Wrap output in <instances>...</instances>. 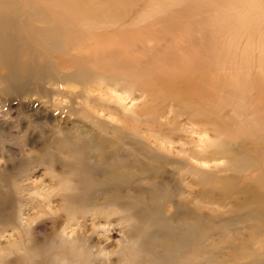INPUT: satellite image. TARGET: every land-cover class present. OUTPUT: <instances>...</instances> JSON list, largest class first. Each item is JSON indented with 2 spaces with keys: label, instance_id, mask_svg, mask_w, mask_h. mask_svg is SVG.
Wrapping results in <instances>:
<instances>
[{
  "label": "bare ground",
  "instance_id": "1",
  "mask_svg": "<svg viewBox=\"0 0 264 264\" xmlns=\"http://www.w3.org/2000/svg\"><path fill=\"white\" fill-rule=\"evenodd\" d=\"M104 1V6H94L87 11L90 16L88 14L84 15L94 18L99 23L106 20L116 23L117 19L121 15L123 16L125 11H128V5L131 0ZM236 1L238 0H159L156 6L163 9L164 13L155 16V19L151 21L152 24L153 22L157 23L158 21L160 24H164V29L160 31H174L176 29V25L178 24V20L180 22L181 20H184L187 12H189L192 6H196V8L201 6L204 8L208 7L209 5L214 6L218 4L219 6L226 5L229 7L230 5L233 6L235 4L234 2ZM240 1L241 0H239V2ZM246 2L247 1H245V3ZM236 4L237 7L241 5L239 3ZM235 5L234 7L236 8ZM240 7L243 6L241 5ZM237 9L240 10L239 8ZM145 11L146 10H144V12ZM174 17L177 18L174 19ZM144 18L145 15L140 12L131 22L127 23V25H129L128 28H130L132 25H138L139 29L149 28L151 26V21L150 23H147L148 21L145 20L147 22L143 25H139V23L134 24L137 21L141 22ZM170 19H172L174 22H169ZM230 22L231 21H228V23ZM42 31L43 32L41 33L45 32L47 36H49V33H51H48L46 29ZM126 33L130 34L127 32V30ZM40 38L42 41H37L39 42L36 45L38 48L41 47L45 50L50 49L59 50L62 52L64 51L62 48L63 45L58 37H51L50 35V37ZM143 38L146 37H95V39L99 42H107V46L101 51L94 50V52L86 55H84L83 51L88 50L89 44H91L92 41H84L83 39L80 41V38H77V40L72 39L71 41L67 42V49L69 50L63 53L64 55L59 59V63L62 67L61 70H56L54 66L49 69L44 61H35L37 66V74L39 75L40 79L42 77H49V80H60L62 82L70 83L71 87L74 86L73 90L68 85L72 90L67 91L65 94V98L69 100V104L66 105L67 112L70 111L71 113L78 115L82 113L81 115H87V119L89 117L92 119V121L94 119L95 122L98 120V126L101 125L105 131L107 128H111V130L116 135H114L112 140L108 141V134H106L107 136H103L105 132L104 134L101 133L100 129L99 132L103 134L101 136H99L100 133L98 136H85L91 144L93 143L92 145L95 146L93 147L97 148L96 152L99 153L100 163L106 162L105 164L108 166V162L111 160L110 159L107 162L108 157L112 156L113 158L114 155L118 157L119 154L116 152L121 150L119 147L120 142H122L124 145L126 144L131 146L130 148H132V152H136L137 148H141V151H139L137 154L138 158H134L136 160L133 159V162L131 161L132 164L134 162H138V168L132 169L133 166H131V163H129V165L132 167V170L129 167V169L124 167L120 169L119 166V170L115 168V166H108L104 171L99 173H102L101 176L103 177V182H106L105 184L111 182L110 185L107 184L110 186L108 187L111 190L106 192H110L109 194L112 199H115V202H118L119 198H126V200H129V202L124 201V203H129L128 205L125 204V207L126 205L128 207V210L126 211L128 214L123 212L126 214L124 219H128L133 228L136 229L137 227H141L147 232V235L145 234L147 237L145 241L138 244L141 257L139 258L137 256L138 258L136 257L135 259L133 257L132 259L129 258L130 260L128 264H196L194 263V260L199 257L204 258L203 261H205V264H264V75L255 72L252 75L248 74L247 79L245 77L246 81L236 80V82H230L228 79H225L224 76H213L211 71H215L219 63L212 62L213 60L205 57L206 46L203 45L205 42L203 40L204 38L198 41L192 37H177V39H180L185 43L182 46H178L172 40L174 37H163L164 42L167 40V44L162 45L164 49H159L161 50L160 52L157 50L155 51L154 48L152 50L153 52L155 51V53L158 52V54L151 53V49L137 44V42ZM114 42L115 45L111 46ZM187 44L195 47L197 52L194 53V50H191V47H189ZM3 62L5 63V61ZM29 65L30 63L28 62V67ZM10 66L6 65L8 69L12 70L14 67L11 66L12 68H9ZM226 66L227 68H230L233 67V64L228 63ZM24 67L26 68L27 66ZM223 67L225 68V66ZM28 70H30V67L26 71ZM7 71V76H17L15 74H9ZM48 71L50 72L48 73ZM16 73L18 74V71H16ZM249 76H251L250 79ZM51 87L55 88L54 86ZM245 89H247L248 93H244ZM49 90H47V94L52 92H49ZM220 92L236 95L233 96L236 97V99L237 97L240 99H246V101L249 102L255 109L250 120L256 123L260 121V128L253 129L252 126H250L249 121L247 123L241 120L239 121L238 115L236 113L238 106H236L235 101L232 103L231 99L226 100L222 98L224 100L223 103L221 102L222 104L219 106L217 105L216 107L212 105L211 110L210 100L219 98ZM51 96H53V93ZM178 98H180L181 101ZM135 99H140L142 101L138 105L134 106L133 109H131L132 104L136 102ZM160 99H164L165 101L160 102ZM77 100H80L83 107ZM191 100L198 101L199 105H201L199 109H195L191 106L192 104L189 105L186 103L187 101L192 103ZM76 101L79 103L77 106L74 105L76 104ZM125 101L129 102L124 105L123 103ZM130 101L135 102L132 103ZM155 103L158 104L155 106ZM164 103L167 105H164ZM163 105L168 108V110H165V112H168V115H166V113L164 114L163 109H165V107L161 109L162 111L159 110L158 113L155 110V107L157 109L163 107ZM57 106L61 107L59 104ZM150 110H152L155 114H153V112L150 114ZM211 115H213V117H211ZM99 117L106 119L114 118L116 119V123H119L120 125H117L116 123L112 125L113 122L109 121L112 122L110 126L109 123H107V120V122H105ZM161 118H163L165 121L162 122ZM181 118H186L183 120L188 121L190 125L195 127L193 131H191V129L190 132L192 135L196 134L197 139L189 141V138L186 139L187 136L185 138H181L180 135L176 133L178 125H181ZM75 121L74 123H76ZM91 122L89 121V123ZM82 125H84V123ZM89 127L93 128L95 126L91 125ZM187 128L183 131H187ZM60 129H62V127H60ZM78 131L81 132L82 129L81 131L80 129ZM67 132L69 131L67 130ZM67 132L62 130L60 131V135L63 136L62 139L65 140L64 143H69L71 148L78 149L80 146L89 144L88 142L86 144V141L83 140L82 137L72 139V136L70 135L71 132ZM180 132H182V129ZM80 134L78 133V135ZM182 134L185 135V133ZM54 135L55 133H53V138ZM60 135L58 136L60 137ZM138 135L140 139H138ZM142 139L147 142H143ZM180 139L181 141L186 139V142H180ZM63 140L61 141L63 142ZM179 143H182V147L184 145L188 146L190 144L193 146L191 145L192 148L188 147L189 149H183L178 147ZM91 144L89 145L92 146ZM137 145L142 146L138 147ZM59 146H62L61 142L59 143ZM70 146L67 147L66 150H69ZM86 148L89 147H85V149ZM94 148L90 149L93 150ZM73 149L72 152L71 150L69 151L73 153L75 151V149ZM81 149V153L84 152L83 150L85 149ZM124 151L125 148L123 149V152ZM86 153L84 154L87 155ZM97 153L93 154L92 152V156L95 157ZM121 155L124 156L123 154ZM129 155L132 156V154ZM129 155L127 153L126 156L128 157ZM86 158L87 156L84 157V161ZM52 160H54L53 157ZM71 160L73 162L75 159L73 160L72 158ZM220 161H225L226 164L224 167L219 165L214 166L215 163ZM60 162H62V160ZM119 163H121V161ZM193 163L199 164L200 166L193 165ZM78 164H80V162H78ZM73 165L75 166L76 164ZM82 165H79L80 169L83 166L87 168V166L90 164L87 165L86 163L83 166ZM178 165L182 166L184 173L188 177L190 176V178H187V180L194 179L196 181L195 183L192 181L193 184L190 185L197 184L199 187V189L196 191V194L193 191V196L196 195L200 198L204 197L205 200H208L206 201L208 204L211 205L212 203H215L217 206H222L224 209L218 211L216 208V211V209L213 207L215 211L210 209L202 210L204 208H199V206H197L198 202L194 205L191 200H189L191 198L190 196L192 195L189 196V199H187L185 196L184 198L186 199H182L183 196L179 198L180 196L178 197V195H176L177 198L174 200V195L178 192L177 187L175 184L171 185L174 187H169L171 183L165 174L167 175L172 170H175L176 168L173 169L172 167H176ZM202 165H210L212 167L210 169H206L203 168ZM67 166L70 168L71 165L69 164ZM97 166H94L95 169L92 168L93 174L90 173L92 175V179L93 177H98L97 175L96 177L93 176L95 175L94 170L97 171ZM167 167H171L172 170L170 169V171ZM76 168H78V166ZM99 169H101V167H99ZM62 170L64 171L65 169ZM69 170H72V168ZM73 170L75 173L76 169L73 168ZM82 170L84 171V169ZM179 171L181 170H178V172ZM226 171H229V173H225ZM178 172L176 174H178ZM181 172H179V174H181ZM67 173V171L66 173L64 171V174ZM86 173L88 174V172ZM172 173L173 172H171V174ZM71 174L70 176H73V174ZM78 176L76 177L75 175L76 178H78ZM82 176L84 177V174H82ZM123 177H128V180H131H129L130 182H128V184H130L132 181L133 184L135 181L137 182V180H139V182L142 181L143 183H146V186L149 187L150 190V196L146 191L145 192L147 195L143 192L144 189L140 191L141 189L139 190V188H133L128 195L123 196V194L120 192L121 186L119 185ZM172 180H174V182L176 181V179ZM187 180H185V182ZM78 181L81 180L78 179ZM78 181L76 184L79 183ZM73 183L75 182L72 181V184ZM179 183L180 182L178 180L177 185ZM132 184L130 185L131 188L134 186V184L133 186ZM89 185L91 186V184ZM76 186L72 187V191L75 190L74 188ZM85 186L83 187L84 189L89 187ZM100 187L101 189L103 188L102 186ZM95 190L93 189L92 191ZM92 191H90L91 194L94 193ZM180 191L182 192V190ZM180 191L178 192L179 194ZM67 193L68 192L65 193V197ZM78 193L76 192V194ZM100 193L101 192L99 191V194ZM104 193H101L97 196H101L102 194L104 195ZM71 194H73V192ZM76 194L72 196L81 202L80 196L78 199V196H75ZM95 195L93 194V197H97ZM90 196L92 195H89V198H91ZM65 197L62 198V200L65 199ZM66 198L69 197L67 196ZM89 198L87 199V204H90L88 201L90 200ZM204 199H202V201ZM112 201L114 204V200ZM161 201H167L171 203V208L173 210L170 213L171 215L169 214L170 216L164 214L161 211V208L159 207L161 205ZM199 201L201 202V200ZM72 202H74L73 198ZM61 203H63V201ZM191 203L193 205H191ZM87 204L86 206L84 205V208L87 207ZM130 204L134 209H137L132 211V206H130ZM64 205L61 204V206ZM101 205L103 204L101 203ZM110 206L112 207L113 205ZM118 206L120 207L122 205ZM200 206L204 207L203 204ZM81 207H78L79 209L77 208V210H80ZM68 212L71 213V211H66V213ZM129 228L131 229V227ZM132 230L133 229H131V231ZM242 231H245L244 234H241L243 233ZM236 232L240 235L234 237ZM245 234H247V236L243 237ZM235 239H239L237 244L232 245L230 248V245H227L231 250L229 254H227L228 257L226 259L223 257L219 258L221 257L220 255L224 253L222 250L227 247L225 245L226 242L232 240V242L235 243ZM69 243H71V241ZM221 243L222 245H220ZM78 244L72 240V243L68 246L69 250L67 251L68 253L71 251V256H74L76 259H80V257L86 254L82 248L84 244L81 243L82 245L80 246L82 247L78 246ZM129 252L130 251H128V254ZM57 254L59 255V252ZM65 254L66 253H64V255ZM66 256L68 255L66 254ZM127 256L129 257V255ZM72 257H70V259ZM82 259L84 261V258H81V262L79 263L83 262ZM203 261H201L199 264H203ZM73 262L75 261L73 260Z\"/></svg>",
  "mask_w": 264,
  "mask_h": 264
},
{
  "label": "rangeland",
  "instance_id": "2",
  "mask_svg": "<svg viewBox=\"0 0 264 264\" xmlns=\"http://www.w3.org/2000/svg\"><path fill=\"white\" fill-rule=\"evenodd\" d=\"M158 1L159 0H131L128 5V11H125L124 15H121L117 19L118 22L116 21L115 23L106 20L99 23L94 18L89 17L90 14H88L87 11L94 6H104V0H0V62L5 61V63L3 62L4 64L0 63V264H75L76 261V264H128L132 257L134 259L137 256L139 258L141 257L138 244L140 242H144L147 238V232L145 229L141 227H137L135 229L131 226V223L128 221V219H124V216H126L124 213H127L126 211L128 210L127 205L129 204V200H126V198H121V200L119 198L118 202L120 204L117 201L116 203L115 199H112L110 196V192H106L111 190L109 188L111 182L107 183L109 185L105 184L106 182H103V177L101 176L102 173L99 174L108 166H115L117 169H119V166L120 169H122V167H129L131 169V166H133L132 169L138 168V162H134L133 164L132 162L138 158L137 154L139 151H141V148H137L138 151L136 150V152H132L133 150L130 148L131 146L126 144L124 145L122 142H120L119 147L121 150L116 152L119 154H117L118 157L114 155L113 158L115 156L117 157L114 158L115 160L112 158V156L108 157L107 162L111 159V162H108V166L105 164L106 162L100 163L99 153L96 152L97 148H94L95 146L92 145L93 143L91 144L85 136H98L100 133L99 130L101 129V133L104 134L105 132V134L103 135L100 133L99 136H105L108 134L107 139L109 141L114 138V132L111 130V128H107L105 131L101 125L98 126V120L95 122L94 119L92 121V119L89 117L88 120L86 117L87 115H81L82 113L78 115L71 113L70 111V113L67 112L66 105L69 104V100L65 98V94L69 90H74V86L71 87L70 83L62 82L60 80H49V77H42L40 79L39 75L37 74V66L35 64L36 60L44 61L49 69L54 66L56 70H61L62 67L59 63V59L64 55L63 53L69 50L67 49V42L71 41L72 39L77 40V38H80V41L82 39L84 41H92V43L89 44L88 50L83 51L84 55H86L94 52V50L101 51L107 46V42H99L95 39V37H146L140 39L137 44L151 49V53L154 54H158V52L155 53V51L157 50L160 52L161 50L159 49H164L162 45L167 44V40L164 42L163 37H174L172 40L178 46H182L185 43L180 39H177V37H192L198 41L204 38L203 40L205 42L203 45L206 46L205 57L213 60L212 62L219 63L217 69L215 71H211L213 76H224V78L228 79L230 82H236V80H245V77L247 79L248 74L252 75L255 72L264 75V0H241L240 2L238 0L234 3H239L244 8L240 7L241 5L237 7V4L235 5L233 3L236 8L234 5H230L229 7L232 10L226 5L219 6L218 4L214 6L209 5L208 7L204 8L201 6L197 8L196 6H192L189 12H187L185 19L181 20V22L178 20V24L176 25V29L174 31H160L164 29V24L161 23V25L159 21L157 23L153 22L154 25L152 24L151 20H154L155 16L164 13L163 9L156 6ZM245 1H247V4ZM144 10L146 11L144 12ZM139 11L145 15V18L141 22L137 21L134 24L139 23V25H143L146 24L147 21V23H150L151 21V26L153 25L152 27L150 26L147 29H139L138 25H132L130 28H128L129 25H127V23L131 22L140 13ZM84 14H88L89 16ZM176 18L177 17H174V19ZM220 18L223 19L221 20ZM228 21L231 22L228 23ZM169 22L174 21L170 19ZM44 29H46L48 33L51 32L49 33L51 37H58L63 45V52L59 50H45L44 48H38L36 46L42 41L40 37H50V35L47 36L45 32L41 33ZM126 30L130 34L126 33ZM38 40L39 42H37ZM113 45H115V42L111 46ZM187 45L191 47V50H194V53L197 52L195 47L189 44ZM153 48L155 50L154 52L152 51ZM28 62L30 63V70H28L29 72L26 71L29 69ZM9 63L12 67H14L12 70L6 67V65L10 66ZM228 63H232L233 67L227 68L226 65ZM11 66L9 68H12ZM24 66L27 67L25 68ZM223 66H225V68ZM6 71L7 73L9 72V74L11 73L17 76L11 75L9 77L7 76L8 74H6ZM16 71H18V74ZM49 72L50 71H48V73ZM5 76L9 80H7ZM250 78L251 76H249V79ZM51 86H54L55 88ZM47 90H49V92L52 91L50 93L51 95L53 93V96H51L50 93L47 94ZM246 92L247 89H245L244 93ZM233 96L236 95L220 92L219 98L210 100L211 110L212 105L216 107L217 105L219 106L223 103V99H231V102L233 103L235 101L236 106H238L236 113L238 115L239 121L241 120L246 123L249 121V124L253 129L260 128V121L256 123L250 120L251 115L255 111L254 107L249 102H247L246 99H240L237 97V101L236 97ZM178 99L180 100V98ZM77 101L83 107L80 100ZM77 101L76 104H74L76 106L79 104ZM141 101L142 100L140 99H137L136 102L134 101L135 103L130 101L134 103L132 104L131 109H133L134 106L138 105ZM159 101L163 102L165 100L160 99ZM191 101L192 103H189L188 101L186 103L189 105L192 104L191 106L195 109H199L201 105H199L198 101ZM127 102L129 101H125L123 104L126 105ZM58 104L61 105V107L57 106ZM157 104L158 103H155V106ZM164 105L167 104L164 103ZM164 105L163 107L157 109L155 107V110L158 113L159 110L162 111L161 109L165 107V109H163L164 114L166 113V115H168V112H165V110H168V108H166ZM150 112L149 113L152 114L153 111L150 110ZM153 114L155 113L153 112ZM211 117H213V115H211ZM99 118L103 119L105 122L108 121L107 123H109V125L112 122V125L116 123V119L114 118ZM161 119L162 122L165 121L163 118ZM183 119L186 118L180 119L181 125H178L176 133L180 135L181 138H185L187 136L186 139L189 138V141L197 139V135H192L190 132V130L192 129L191 131H193L195 127ZM74 121L76 123H74ZM89 121L94 123H89ZM83 123L84 125H82ZM77 124L80 131L82 129L83 132L78 131L79 129ZM116 124L120 125L119 123ZM91 125L95 127H89ZM60 127H62V129H60ZM180 128L182 129V132H180ZM186 128L188 130L183 131L184 129L186 130ZM59 129L60 131L63 130L67 132L68 130L71 132L70 135L72 136V139L82 137V139L86 141V144L88 142L92 146L89 144H87L88 146L83 145L78 147V149L74 148L75 151L71 153L73 148H71L69 143H67L68 146L66 143H64L65 140L62 139L63 136L60 135ZM53 133H55V135H60V137L56 135L55 138L54 135L53 138ZM78 133H81V136L78 135ZM182 133H185V135ZM186 133H190L191 135ZM138 139H140L139 135ZM143 139L142 141L145 142ZM186 139L182 141L186 142ZM61 140H63V142ZM58 141L59 143L61 142L63 148L62 146H59ZM182 141L180 139V142ZM57 145L61 148H58ZM191 145L192 144L188 146L184 145L182 147V143H179L178 147L186 149L188 147L192 148L193 145ZM52 146H55L56 148ZM69 146L70 149H68L71 150V152L66 150V148ZM137 146L139 147L142 145ZM85 147L89 148H86V150ZM81 148L85 149L86 151L83 150L84 152L81 153ZM90 148L94 149L91 150ZM124 148L126 151H124L125 153L123 152ZM91 151L93 154L97 153V155L95 157L92 156ZM127 153L128 155L132 154V156L129 155L130 157H127ZM83 156H87L85 160L86 162L84 161ZM52 157L54 160H52ZM71 157L73 160L75 159L73 162ZM61 160L62 162H60ZM120 161L121 163H119ZM70 162L76 165L74 166ZM78 162H80L81 165L86 163L87 165L90 164L89 166L91 168L87 165V168H85L82 165L83 167L81 166L82 168L80 169V164H78ZM68 163L72 166H70L72 170H69L70 168L67 166L69 165ZM129 163H131V166ZM225 164V161H220L215 163L214 166L219 165L224 167ZM92 165H98L96 167L98 172L94 170L95 175H93L95 177L97 175L98 177H93V179L91 174H93L92 168L95 169V167ZM193 165L199 164L193 163ZM77 166L78 168H76ZM99 167H101V169H99ZM202 167L210 169L212 166L202 165ZM73 168L76 169L75 173ZM167 168L169 170L176 168L175 170L177 172L178 170L182 171H179L181 174H179V172L176 174L177 172L175 170H170L173 172L172 174L171 172H169L167 175L165 174L171 183L169 186L170 188L174 187L171 186L172 184H175L178 192L182 190V192L180 191V194L177 192V194L174 195V200L177 198L176 195H178V197L180 196L179 198L183 196L182 199L184 196L189 199V196L192 195L190 196L191 198L189 200H191L194 205L198 202L199 204L197 203V206H199L201 209L204 208L202 210L210 209L215 211L217 208L218 211H220L224 209L222 206H217L215 203H212L213 205L211 204V209V205L206 202L208 200H205L204 197L200 198L196 195L193 196L194 192L196 194V191L199 189V187L197 184L190 185L193 184L192 181H194V183L196 181L194 179L187 180V178H190V176L188 177L184 173V169H182L181 165ZM62 169H65V173L66 171L68 172L67 174L69 177L67 174H64ZM82 169H84V171ZM69 171L74 177L70 176L71 173ZM86 172H88V174ZM225 173H229V171H226ZM82 174H84L85 178L82 176ZM75 175L76 177L78 176V178H76ZM123 178L120 181L121 183H119L121 186L120 192L123 194V196L128 195L133 188H139V190L141 189L140 191L144 189L143 192H147L150 196V190L149 187L146 186V183H143L141 180V182L137 180V182L135 181L136 183L134 182L135 184L133 183V186V181L128 184V182L131 180L129 179V181L128 177ZM78 179L81 181H78ZM172 179H176V181L174 182ZM178 180L180 183L177 185ZM185 180L187 181L185 182ZM72 181L75 183L72 184ZM77 181L79 183L76 184ZM85 181L91 184V186ZM131 184L133 186L132 188L130 187ZM74 186H76L74 188L75 190L72 191V187ZM84 186L87 188L84 189ZM100 186L103 188L101 189ZM123 186L127 190H125ZM95 187L97 191L95 190ZM92 188L96 192L92 191ZM75 191L77 193L80 191L81 192L76 194ZM90 191L94 193L91 194ZM99 191L101 193L105 192V196L103 194L101 196H97L101 194H99ZM66 192H68L66 197L68 196L69 198L65 197ZM72 192L73 194H71ZM74 194H76V197L78 196V199L80 196L81 202L73 197ZM93 194L97 197H93ZM89 195H92L90 196L91 198H89ZM64 197L65 199L62 200ZM70 197L73 198L75 203L72 202V198ZM106 197L110 202L106 199ZM88 198L90 199L88 200L90 204H87ZM198 199L201 200V202ZM202 199L205 200H203L205 203L202 201ZM112 200H114V204ZM62 201L63 203H61ZM97 201H100L103 205ZM102 201H106L105 204ZM124 201L128 202L124 203ZM192 203L191 205H193ZM61 204L65 205L61 206ZM86 204L87 207L84 208V205L86 206ZM117 204L122 206L119 207ZM125 204H127L126 207ZM201 204H203L204 207H201ZM110 205L113 206L111 207ZM130 206L132 205L130 204ZM78 207H81L80 210H77ZM159 207L164 214L168 216L171 215L170 213L173 210L171 208V203L167 201H161V205ZM213 207L215 209H213ZM131 208L132 211L137 209H134L133 206ZM66 211H71L72 214L70 212L66 213ZM129 227L136 231L132 230V232ZM242 232L243 233L241 234H244L245 231ZM238 235L240 234L236 232L234 237H237ZM245 236H247V234H245L243 237ZM76 238L78 239V242ZM72 240L76 242V244L80 243L78 246L84 244L83 247L80 246L83 248L84 253H86L80 257V259L84 258V261L82 259V263H79L81 262L80 259H76L74 256H71V251H69V253L67 252L69 250L68 246L72 243ZM238 240L239 239H235V243L232 242V240H229L225 245H230V248L232 245L237 244ZM70 241L71 243H69ZM220 245H222V243ZM229 248L228 246L224 248L222 250L224 253L221 254V257L219 258L223 257L226 259L228 257L227 254H229L231 251ZM128 251H130L129 254ZM58 252L59 255L57 254ZM64 253H66L68 256H66V254L64 255ZM127 255H129V257ZM70 257L72 258L70 259ZM203 259L204 258L202 257L196 258L194 263L199 264L201 261H203ZM73 260L75 262H73ZM204 262L205 261H203V264H205Z\"/></svg>",
  "mask_w": 264,
  "mask_h": 264
}]
</instances>
